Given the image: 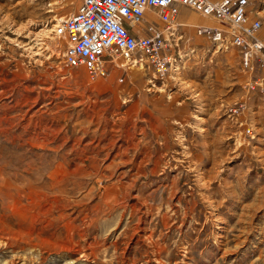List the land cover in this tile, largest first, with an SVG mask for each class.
<instances>
[{
    "label": "rangeland",
    "instance_id": "obj_1",
    "mask_svg": "<svg viewBox=\"0 0 264 264\" xmlns=\"http://www.w3.org/2000/svg\"><path fill=\"white\" fill-rule=\"evenodd\" d=\"M80 4L0 0V264H264V67L182 9L173 35L137 26L164 32L165 75L140 53L96 78L55 34ZM248 12L264 35V0Z\"/></svg>",
    "mask_w": 264,
    "mask_h": 264
},
{
    "label": "built area",
    "instance_id": "obj_2",
    "mask_svg": "<svg viewBox=\"0 0 264 264\" xmlns=\"http://www.w3.org/2000/svg\"><path fill=\"white\" fill-rule=\"evenodd\" d=\"M249 3L250 0H81L76 13L59 21L55 34L67 41L66 65L84 66L96 78L110 76L106 61L115 63L117 57L137 61L140 53H146L158 74L165 75L172 65L169 57L161 55L169 46L164 32L175 34L177 18L183 8H188L221 23L222 29L206 25L199 27V33L210 35L215 42L229 36L241 51L242 66L254 70L264 67V35L261 21L249 19ZM147 12L164 24V32L153 30L148 36L142 31L137 33Z\"/></svg>",
    "mask_w": 264,
    "mask_h": 264
},
{
    "label": "bare ground",
    "instance_id": "obj_3",
    "mask_svg": "<svg viewBox=\"0 0 264 264\" xmlns=\"http://www.w3.org/2000/svg\"><path fill=\"white\" fill-rule=\"evenodd\" d=\"M184 9H188V8H184ZM151 10H153V9H151ZM181 15V14H180ZM179 15V16H180ZM149 17V18H151V20H155L153 17H151L150 16V13L149 12H147L146 13V15H145V17L143 18V21H144V19L146 18V17ZM207 19H210L209 17L207 18ZM192 20H189V21H187L188 23H190ZM204 22H207V21H204ZM28 24V23H27ZM141 24V23H140ZM139 24V25H140ZM29 26H25V27H18L17 25H16V23L15 22H13V25H11L10 26V28L12 29V31L16 34V35H21V33L24 31V30H27L28 29V27H30V26H33L34 24H33V22L32 23H29L28 24ZM34 27V26H33ZM31 29V28H30ZM29 33H30V31H29ZM42 33V31L41 32H38L37 34H34L35 36H40V34ZM31 34V33H30ZM34 36V37H35ZM162 52V51H161ZM126 62H128V63H135V64H137L138 62L137 61H135V60H133V61H126ZM155 88V87H154ZM150 91H152V89H150ZM60 174V173H59ZM61 177V176H60ZM50 180L52 181V183H53V186L54 187H57V186H55V184H57V183H59V182H61L59 179H57V176L53 179V177H50ZM29 188V187H28ZM41 189H43V188H41ZM46 189V188H45ZM11 190V189H10ZM8 191V190H7ZM8 193V192H7ZM22 193H23V195H22ZM22 193H20V196H21V198H24L26 201H31V203H42V204H44V202H47V199H49V198H47V199H45L46 198V195L44 194V193H46V192H44V193H42L41 192V190H34L33 188H31V190H26V191H23ZM48 195V194H47ZM53 198V197H52ZM51 198V199H52ZM55 198V197H54ZM51 199H50V201H51ZM53 200V199H52ZM56 200V199H55ZM49 201V202H50ZM53 203V202H52ZM49 205V206H48ZM45 204L41 209H40V211H39V213L37 214V216H35V218H34V221H36L37 219H40L39 218V216H41V217H43V218H46V217H48V216H50L51 214H53L54 213V211H55V207H53L52 205H50V203L49 204ZM58 205V204H57ZM29 206V205H28ZM40 206V205H39ZM38 206V207H39ZM42 206V205H41ZM30 207V206H29ZM57 207V206H56ZM16 210V209H15ZM61 210V209H60ZM30 211V210H29ZM36 211V210H35ZM26 212H28V211H26ZM58 212V211H57ZM60 212H62V211H60ZM59 213V212H58ZM24 213H22V215H23ZM33 215H36V213L35 214H33ZM32 217V216H31ZM23 218L24 219H27V218H30V217H27L26 218V215H24L23 216ZM64 218V215H63V213H59V215H58V220H61V219H63ZM32 220V219H31ZM71 226V225H70ZM223 227L224 226H217V230L218 231H224L223 230ZM225 229V228H224ZM226 231V230H225ZM70 233V232H69ZM29 235V234H28ZM221 235V234H220ZM15 234H14V238H15ZM18 236H19V234H18ZM223 237V236H222ZM21 238V237H20ZM10 239V238H9ZM16 239V238H15ZM150 239V238H149ZM21 240V239H20ZM18 241H19V239H18ZM67 246V245H66ZM154 246H156L155 244H154ZM62 250V249H61ZM185 251L187 250V249H184ZM158 252V251H157ZM161 252V251H160ZM83 254V253H82ZM85 254V253H84ZM84 256V255H83ZM161 256V255H160ZM157 260H159V258L156 256L155 257V261L158 263L159 261H157Z\"/></svg>",
    "mask_w": 264,
    "mask_h": 264
},
{
    "label": "crops",
    "instance_id": "obj_4",
    "mask_svg": "<svg viewBox=\"0 0 264 264\" xmlns=\"http://www.w3.org/2000/svg\"><path fill=\"white\" fill-rule=\"evenodd\" d=\"M183 9H184V8H183ZM181 12H182V11H181ZM137 33H140V31L138 30ZM142 34H144V32H142ZM105 64H111V63H110V61L108 60V61H106Z\"/></svg>",
    "mask_w": 264,
    "mask_h": 264
}]
</instances>
